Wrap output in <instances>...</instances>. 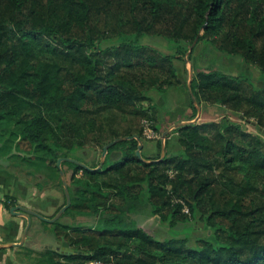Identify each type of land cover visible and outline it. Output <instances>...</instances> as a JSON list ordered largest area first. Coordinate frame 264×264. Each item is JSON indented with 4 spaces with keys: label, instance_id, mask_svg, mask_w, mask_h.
Returning a JSON list of instances; mask_svg holds the SVG:
<instances>
[{
    "label": "trees",
    "instance_id": "1",
    "mask_svg": "<svg viewBox=\"0 0 264 264\" xmlns=\"http://www.w3.org/2000/svg\"><path fill=\"white\" fill-rule=\"evenodd\" d=\"M214 51L264 70V0H0L1 144L58 175L62 157L71 198L52 228L71 249L45 264H264V85L202 60ZM172 85L193 113L237 118L183 115L162 157L139 156L141 120L161 132L152 92ZM120 136L100 166L86 158Z\"/></svg>",
    "mask_w": 264,
    "mask_h": 264
},
{
    "label": "rangeland",
    "instance_id": "2",
    "mask_svg": "<svg viewBox=\"0 0 264 264\" xmlns=\"http://www.w3.org/2000/svg\"><path fill=\"white\" fill-rule=\"evenodd\" d=\"M202 46V43L199 42L194 46L193 49V55L192 59L196 61V56L198 54V51L200 47ZM202 60L210 61V65L213 67H218L222 70L229 71L236 73L238 71H242L246 74H249L253 80V82L257 85H264V70L260 69L256 64L253 63H247L243 61L239 56H231L227 55L225 53H221L219 51H214L213 55L211 57L204 55L201 56ZM206 58V59H204ZM206 64V63H203ZM186 65L189 69V75L188 79L190 78V74L193 71L192 63L189 59L186 57ZM188 89L186 86H183L180 88L178 85H172L168 87L166 90L157 92L153 91V100L157 105V109L155 111L156 115V123L159 125L161 132L153 128L151 122L145 118L141 120L143 122V130L142 134L144 137V141L142 140V146H141V152L148 156H156L158 154H161L162 149V143L165 141V136L172 127L175 125L177 120L181 119V117H188L192 116L191 120H197L202 118H218L223 114H227L230 117L237 118V113L235 111L230 110L229 108H226L223 105H220L218 103H201L199 104L197 101H195V105L197 108L196 113H193V110L189 107H187L189 95H188ZM146 105V102H145ZM187 110V111H186ZM186 111V113H185ZM148 124L149 127L154 130L157 134L155 136H149V134L145 133V125ZM168 129L167 133L164 136V139L162 140V131ZM151 135V134H150ZM4 138V145L1 144L0 147V158L7 162V167L14 172L16 170H19L21 176H24L26 179H29L30 181H34L37 183L38 187L41 188L43 195H45L50 190L57 188L56 192L58 193V204L54 208L53 212L49 215L54 214L61 205H63L66 201V195L64 190V182H63V176L58 175L55 169H52L51 165L47 164L46 161H44L41 158H28L25 153V147L19 146L17 149L20 151V153L15 152L17 149L15 148V145L12 144V138L9 136L8 132H5L3 134ZM160 139V145L159 140ZM15 150V151H14ZM101 157V151L98 147L89 149L88 155L86 158L89 161L92 162H99ZM64 173V172H63ZM61 174V173H60ZM65 175V173H64ZM66 178V176H65ZM71 202V201H70ZM63 213V212H62ZM61 213V214H62ZM60 214V215H61ZM45 215V214H44ZM59 215V216H60ZM66 216V215H65ZM65 216H62L64 218ZM73 220L76 221H87V217L84 214L81 213H75L72 217H70ZM57 219V218H56ZM40 221L44 222V228H48L49 225L53 227V221L55 220H45L43 218H39ZM137 223L143 226L146 229H152V225L156 223L153 216H147L143 215L142 213H139L136 216ZM43 231V229L41 228ZM176 232V230H174ZM203 228L200 227L197 231L194 233H200L203 232ZM54 235V234H53ZM158 235V234H155ZM46 235L44 232H42V239L45 241ZM63 241H65V244H63ZM67 245L69 243L64 239V237H59V241L57 246L54 247H44L39 243L38 249L34 252V255H31L29 258V261L31 264H45L49 260V254H57L58 252H64L67 251ZM26 249L30 251L29 243H27ZM65 246V247H64ZM70 246V245H69ZM33 250V248H32ZM58 257L55 255V258ZM82 261L76 262V264H80Z\"/></svg>",
    "mask_w": 264,
    "mask_h": 264
},
{
    "label": "crops",
    "instance_id": "3",
    "mask_svg": "<svg viewBox=\"0 0 264 264\" xmlns=\"http://www.w3.org/2000/svg\"><path fill=\"white\" fill-rule=\"evenodd\" d=\"M1 142L2 140L0 147ZM41 190L37 183L21 176L19 170L14 172L9 169L7 162L0 158V264H31L29 258L39 248V243L43 246L45 244L44 247L57 246L59 238L53 235L51 224L45 229L40 217L30 213L31 222L23 237L27 216L19 208L10 210L11 205L20 204L52 216L49 214L58 204L57 188L45 195ZM6 197L13 199L14 203L6 206L3 202ZM42 232L46 235L45 241L42 239ZM27 243L30 251L26 249Z\"/></svg>",
    "mask_w": 264,
    "mask_h": 264
},
{
    "label": "water",
    "instance_id": "4",
    "mask_svg": "<svg viewBox=\"0 0 264 264\" xmlns=\"http://www.w3.org/2000/svg\"><path fill=\"white\" fill-rule=\"evenodd\" d=\"M168 129H165L162 131V140L164 139V136L165 134L167 133ZM139 142H138V145L136 147V153L141 156V146H142V140H141V137L138 135V134H134ZM130 135H125L123 137H129ZM120 137H115L113 138L112 140L108 141L107 143H105L103 145V148H102V151H101V157H100V161L98 163L97 166H100L103 162V158H104V155L106 153V150H107V147L112 144L113 142H115L116 140L120 139ZM161 149H162V152H161V155L160 157H162L164 155V143H162V146H161ZM62 157H58V160H57V165L59 166V171L61 173V175L63 176V182H64V190H65V195H66V201L63 205L60 206V208L52 215V216H47V215H44L36 210H33L29 207H26V206H23V205H20V204H14V205H11L10 206V210L11 211H15L16 208H19L21 212H24L27 216V223H26V226L24 228V231H23V237L26 235V232H27V229L30 225V222H31V218H30V213L32 214H35L37 216H39L40 218H43L45 220H54L56 218L59 217V215L65 210V208L70 204V201H71V198H70V193H69V190H68V186H67V182H66V178H65V175L63 173V170L62 168L60 167V160H61ZM68 158H71V159H75L76 161L80 162L81 164L83 165H86L88 166L85 162L81 161V160H78L76 158H73V157H68ZM63 243H65V241H63Z\"/></svg>",
    "mask_w": 264,
    "mask_h": 264
},
{
    "label": "built area",
    "instance_id": "5",
    "mask_svg": "<svg viewBox=\"0 0 264 264\" xmlns=\"http://www.w3.org/2000/svg\"><path fill=\"white\" fill-rule=\"evenodd\" d=\"M145 133L149 134V136H155L157 133L152 130L148 124L145 125ZM151 134V135H150ZM80 264H123L122 262L115 261V260H103L101 258H89Z\"/></svg>",
    "mask_w": 264,
    "mask_h": 264
},
{
    "label": "flooded vegetation",
    "instance_id": "6",
    "mask_svg": "<svg viewBox=\"0 0 264 264\" xmlns=\"http://www.w3.org/2000/svg\"><path fill=\"white\" fill-rule=\"evenodd\" d=\"M63 244H65V243H63ZM64 247H65V246H64ZM66 247L68 248L67 251H70L71 246L67 245Z\"/></svg>",
    "mask_w": 264,
    "mask_h": 264
}]
</instances>
